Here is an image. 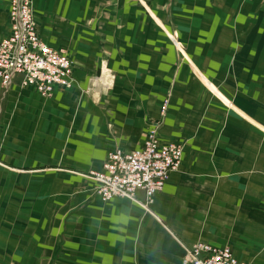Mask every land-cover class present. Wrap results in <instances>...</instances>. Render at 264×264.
I'll return each mask as SVG.
<instances>
[{"label":"crops","instance_id":"obj_1","mask_svg":"<svg viewBox=\"0 0 264 264\" xmlns=\"http://www.w3.org/2000/svg\"><path fill=\"white\" fill-rule=\"evenodd\" d=\"M106 5L115 80L97 101L76 88L84 56L50 97L18 77L1 89L0 264H180L197 241L264 264V0ZM160 26L181 30L189 66ZM149 128L181 144L178 171L147 207L141 191L101 202L89 171Z\"/></svg>","mask_w":264,"mask_h":264},{"label":"built area","instance_id":"obj_2","mask_svg":"<svg viewBox=\"0 0 264 264\" xmlns=\"http://www.w3.org/2000/svg\"><path fill=\"white\" fill-rule=\"evenodd\" d=\"M11 2L10 36L0 41V75L5 90L20 79L19 87L29 88L47 98L55 88H69L73 83V62L64 48L49 47L39 36L33 22L31 0ZM167 100L161 105L162 114ZM181 144L161 142L156 128H149L143 143L125 150L114 147L107 151L101 168L89 171L95 183V196L101 202L125 197L135 200L144 195L145 207L164 189L170 173L178 171L182 158ZM180 264H249L239 261L230 246L197 241L185 247Z\"/></svg>","mask_w":264,"mask_h":264},{"label":"rangeland","instance_id":"obj_3","mask_svg":"<svg viewBox=\"0 0 264 264\" xmlns=\"http://www.w3.org/2000/svg\"><path fill=\"white\" fill-rule=\"evenodd\" d=\"M106 4L107 0H66L65 2L61 0L30 1L33 22L37 32H39L40 38L49 47H64L70 56L71 62H73V70H79L74 62L75 59L84 56V60L87 63L80 70H82V77L84 78L85 75L87 76V73L90 74V77L87 76L89 85L85 81L83 85H78L76 88L79 93L80 91H84V93H88L90 96L93 95L94 97L91 98L96 101L101 97L100 90L105 89L106 92L109 91L114 85L115 80L114 73L107 61L110 55L109 49L107 50L106 46V41H109V30L103 29L104 26H102L104 18L107 21L109 15L107 13H101L100 11L103 5L104 8L107 6ZM10 8L11 2L8 0L7 10L5 12L2 11V13L0 12V41L5 37H9L11 34ZM160 29L165 34L167 44L177 51L180 59H183L189 66L191 61L185 55L184 44L181 40V30L175 27L164 31L161 26ZM182 30L183 33L187 32L186 28H182ZM212 30L215 29L213 28ZM96 59H98L97 62L95 61ZM2 82L3 80L0 75V92ZM86 85L87 88L84 87ZM83 88L86 89L83 90ZM165 99L167 100V108L162 114L161 105ZM169 100L170 93H166L159 104L160 117L169 108Z\"/></svg>","mask_w":264,"mask_h":264}]
</instances>
